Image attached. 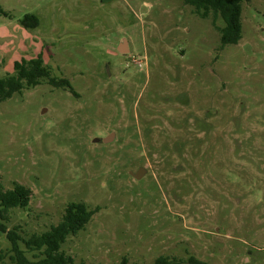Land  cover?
Instances as JSON below:
<instances>
[{"label": "rangeland", "instance_id": "374dc122", "mask_svg": "<svg viewBox=\"0 0 264 264\" xmlns=\"http://www.w3.org/2000/svg\"><path fill=\"white\" fill-rule=\"evenodd\" d=\"M0 7V77L41 54L78 94L43 82L0 102V182L31 191L8 229L41 233L83 202L98 210L61 245L75 264H264V0L242 1L241 38L223 47L221 18L184 0ZM11 255L0 234V264Z\"/></svg>", "mask_w": 264, "mask_h": 264}, {"label": "trees", "instance_id": "16d2710c", "mask_svg": "<svg viewBox=\"0 0 264 264\" xmlns=\"http://www.w3.org/2000/svg\"><path fill=\"white\" fill-rule=\"evenodd\" d=\"M243 0H184L201 18H206L211 12L219 16L223 25L215 26L221 47L236 44L241 38V3ZM0 16L7 17L8 13L0 7ZM26 28H35L38 18L26 14L20 20ZM51 87L64 88L77 97L70 82L66 78H56L51 75L50 67L44 63L41 54L32 58H20L13 62L12 73L0 77V102L9 98L13 93L22 89H30L41 83ZM31 191L24 185L14 183L12 188L4 189L0 182V234H4L10 243L12 264H75L71 256L61 251V245L70 235L83 230L92 215L98 210L91 209L83 202L68 203L58 223L50 226L41 233H33L27 238L21 237L16 229H8V214L16 208L27 207ZM23 245V248H21ZM26 252L32 253L28 258ZM119 264H127L123 257ZM152 264H204V262L189 257L186 262L165 255L156 257Z\"/></svg>", "mask_w": 264, "mask_h": 264}, {"label": "water", "instance_id": "95a60500", "mask_svg": "<svg viewBox=\"0 0 264 264\" xmlns=\"http://www.w3.org/2000/svg\"><path fill=\"white\" fill-rule=\"evenodd\" d=\"M126 41L123 39L122 42L119 44L117 50L121 53V54H125V51L127 50L126 47ZM106 70L108 72V68L106 66ZM114 138V133H110L108 136L104 137V138H96L93 140V142L95 143H110ZM145 170L143 168H139L137 171L135 172H130L129 174L135 178V179H140L143 174H144Z\"/></svg>", "mask_w": 264, "mask_h": 264}]
</instances>
